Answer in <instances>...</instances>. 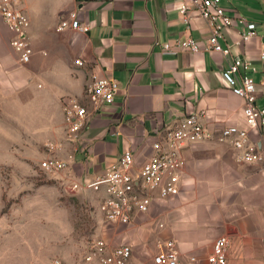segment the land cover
Listing matches in <instances>:
<instances>
[{
  "label": "crops",
  "instance_id": "1",
  "mask_svg": "<svg viewBox=\"0 0 264 264\" xmlns=\"http://www.w3.org/2000/svg\"><path fill=\"white\" fill-rule=\"evenodd\" d=\"M184 1L191 0H24L34 51L28 63L20 62L11 46L13 34L0 16V246L15 229L38 217L44 186L36 182L45 172L42 163L51 156L68 163L63 171L46 172L54 182L46 188L56 194L60 204L58 186L64 190L71 183L102 175L126 151H132L141 165L152 155L159 130L186 116L205 113V124L212 132L245 127V102L223 77L235 58L250 60L256 68L252 77L257 83V105L264 108L260 84L264 81V0H221L230 15L256 24L255 37L241 47L234 46L240 29L231 30L227 35V44L232 46L229 56L209 52L174 55L163 50L165 42L187 35L206 39L211 34L208 24L196 17L187 31L179 15ZM73 14L83 31L71 26L58 31L63 21L72 22ZM79 59L84 61L83 67L75 64ZM92 74L113 76L121 90L113 103L95 111L90 108L93 113L85 130L79 140L72 141L64 106L70 100H82ZM251 138L264 150V127L253 130ZM184 157L182 193L155 202L151 213L139 216L129 231L140 232L131 226L153 217L158 207L175 206V214L168 207L163 210L167 227L165 231L158 227L156 233H171L168 238L176 240L178 250L188 253L195 264H210L218 237L229 241L230 264H264L263 197L258 210L242 206L230 213L221 210L219 215L212 211L210 198L201 196L194 205H187L198 188H239L242 181L235 175L247 164L237 162L235 150L218 141L195 145ZM210 170L226 171L231 177L211 179L205 175ZM77 195L82 201L88 198L98 209L92 191ZM6 202L9 207L3 211ZM70 225L67 235L73 233L72 222ZM132 238L121 244L133 245L135 251ZM55 244V252L65 256V247ZM76 248L68 243L66 250ZM135 256L140 262L136 251Z\"/></svg>",
  "mask_w": 264,
  "mask_h": 264
},
{
  "label": "built area",
  "instance_id": "2",
  "mask_svg": "<svg viewBox=\"0 0 264 264\" xmlns=\"http://www.w3.org/2000/svg\"><path fill=\"white\" fill-rule=\"evenodd\" d=\"M24 0H0V16L13 34L11 46L18 54L20 62L28 63L33 56L29 38V17L23 9ZM179 15L187 31L192 28L193 17L205 21L211 29L206 39H196L191 35L180 37L162 44L165 52L178 55L182 52L232 54V46L227 44V35L239 28L234 46L241 47L256 35V24L246 18H235L221 5V0H191L182 2ZM72 22L63 21L58 31L71 26L83 31L82 26L71 16ZM226 43L227 45H223ZM264 59V55L262 56ZM83 67V60H76ZM256 68L250 60L235 58L223 72V77L233 93L244 100L243 115L245 127L231 126L219 132H212L205 124V113H194L178 120L175 124L163 127L152 145V155L141 165L137 164L132 151L120 155L116 163L92 180L71 183L64 188L69 195L81 191H92L99 203L98 212L103 222L111 226H129L139 216H148L155 202H164L182 193V179L185 175L187 149L203 142L218 141L229 144L236 152L239 163L261 165L264 173V150L251 138L253 130L264 127V108L257 105V83L252 77ZM261 86L264 87V81ZM121 86L113 76L92 74L85 86L82 100L65 103V121L68 137L79 140L87 122L100 106L114 102ZM68 163L51 156L41 168L45 172H60ZM164 225L161 224L160 227ZM84 256L86 264H140L136 262L133 245L113 246L106 238H96L89 242ZM229 241L226 237L218 239L209 256L210 264H230L228 259ZM264 259V245L262 249ZM152 264H181L177 242L167 239L159 244V251L151 260ZM53 264H62L55 260Z\"/></svg>",
  "mask_w": 264,
  "mask_h": 264
},
{
  "label": "rangeland",
  "instance_id": "3",
  "mask_svg": "<svg viewBox=\"0 0 264 264\" xmlns=\"http://www.w3.org/2000/svg\"><path fill=\"white\" fill-rule=\"evenodd\" d=\"M240 172L235 175L242 181L239 188H198L194 191L196 193L192 196V201L187 205H194L197 203V199L203 196V198L212 199L214 203L212 211L216 215H219L221 210L228 213L232 210L237 211L242 206L258 210L260 204H263L259 198H264L262 166L242 164ZM205 175L211 179H230L231 177L226 171L221 170H210L205 172ZM36 185L44 186L43 204L41 210L38 211L39 215L36 219H31L30 225L15 229L10 236L5 237L0 246V264H33V261H39V264L44 261L46 262L43 264H53L55 260L61 261L62 264H86L84 256L88 250L87 246L89 242L99 237L106 238L113 246L120 245L125 238L133 237L132 239L136 240L134 242L135 251L139 263L151 264L152 258L159 251V244L171 237V233L158 235L156 229L159 227V230L165 231L167 224H164L163 221V210L168 207L167 209L175 214L178 210L175 206L158 207L152 215L153 217L136 224V226H131L137 227L140 231L134 233L133 230L129 231V226L116 227L105 224L96 205L88 201V198H84L82 201L79 199V195H69L60 186H58V199L61 202L57 204L56 194L46 188L54 185L46 172L38 175ZM7 205H9L8 202H6V207ZM6 207L3 211H6ZM195 211L197 214V206ZM70 222L73 224V233L67 235L66 233L71 229ZM161 224L164 226L160 227ZM220 238L222 237H218L216 241ZM57 242L65 247V250L62 251L65 256L53 249ZM68 243L75 244L78 248L67 251ZM179 255L181 264H195V260L188 253L179 251Z\"/></svg>",
  "mask_w": 264,
  "mask_h": 264
},
{
  "label": "trees",
  "instance_id": "4",
  "mask_svg": "<svg viewBox=\"0 0 264 264\" xmlns=\"http://www.w3.org/2000/svg\"><path fill=\"white\" fill-rule=\"evenodd\" d=\"M9 205H7L6 210L8 209Z\"/></svg>",
  "mask_w": 264,
  "mask_h": 264
}]
</instances>
